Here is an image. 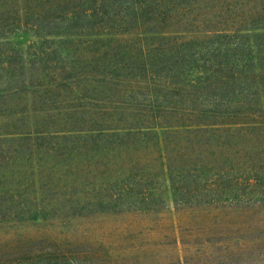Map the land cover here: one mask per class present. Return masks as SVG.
<instances>
[{
    "label": "rangeland",
    "instance_id": "374dc122",
    "mask_svg": "<svg viewBox=\"0 0 264 264\" xmlns=\"http://www.w3.org/2000/svg\"><path fill=\"white\" fill-rule=\"evenodd\" d=\"M100 4L0 0V49L10 56L9 73L0 69V130L40 123L38 129L51 133L45 143L64 144L53 157L20 156L13 164L0 158V165L17 175L2 179L12 190L0 192V264H264V201L175 205L165 192L162 205L137 210L61 200L71 181L65 169L85 175L86 166L93 167L92 158L65 149L71 141L84 143L78 132L86 131L79 129L100 122L145 125L149 119L147 111L138 112L149 105L143 84L117 97L116 81L89 72V63L104 61L112 45L132 43L130 34L116 31L122 7L110 3L107 11ZM254 23L264 26V20ZM20 51L25 65H19ZM40 66L44 70L38 76ZM122 145V151L132 150V143ZM251 149L246 160L253 158L255 168L264 165V142L254 139ZM33 175L39 179L37 197ZM155 182L160 189L167 184L159 177Z\"/></svg>",
    "mask_w": 264,
    "mask_h": 264
},
{
    "label": "trees",
    "instance_id": "16d2710c",
    "mask_svg": "<svg viewBox=\"0 0 264 264\" xmlns=\"http://www.w3.org/2000/svg\"><path fill=\"white\" fill-rule=\"evenodd\" d=\"M100 2L107 11L110 3L122 7L116 31L130 34L132 43L118 49L112 45L104 61L89 63V72L116 81L117 97L143 84L149 105L138 112L147 111L149 119L145 125L100 122L79 129L86 131L78 132L84 143L71 141L65 149L92 158L93 167L86 166L85 175L71 173V166L65 169L71 181L61 200L137 210L162 205L165 192L175 205L264 201V165L255 168L253 158L246 160L252 157V141L264 142V26L254 23L264 20V0ZM7 52L0 49L4 73L10 68ZM19 65H25L22 51ZM43 70L40 66L35 74L41 76ZM33 126L0 130V158L13 164L20 156L53 157L64 145L45 143L51 133L38 129L40 123ZM124 140L132 150L122 151ZM140 157L148 161L139 163ZM0 167V192L8 194L12 189L2 179L17 175ZM157 177L167 182L164 189ZM34 181L37 197V175Z\"/></svg>",
    "mask_w": 264,
    "mask_h": 264
}]
</instances>
